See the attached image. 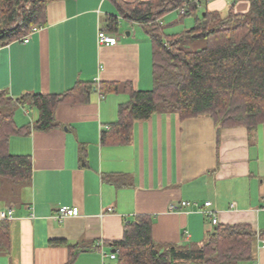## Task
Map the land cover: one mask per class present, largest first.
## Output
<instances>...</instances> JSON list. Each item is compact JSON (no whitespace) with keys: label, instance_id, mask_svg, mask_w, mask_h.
<instances>
[{"label":"crops","instance_id":"0c3cea01","mask_svg":"<svg viewBox=\"0 0 264 264\" xmlns=\"http://www.w3.org/2000/svg\"><path fill=\"white\" fill-rule=\"evenodd\" d=\"M207 8L247 13L250 3L211 0ZM110 16L121 27L126 21L111 0L53 2L47 25L29 43L0 48V92L13 98L63 94L79 81L119 86L105 97L95 89L85 104L60 105L57 120L64 128L12 137V154L32 156L33 180L17 203L0 210L3 219L14 209L11 249L0 252V264H66L69 250L50 245L52 240L86 248L74 264H104L102 250L114 253L112 243L123 238L125 224L137 215L154 218L153 238L159 244L202 245L214 230L202 212L206 202L218 225H250L264 233V124L252 136L244 127L226 128L219 135L207 116L182 120L161 113L137 122L128 144L102 143V133L129 100L124 85L143 91L153 87L152 43L144 27L127 21L125 37L121 30L116 34L118 44H98L99 30ZM37 118L30 108L15 113L19 127ZM182 201L201 209L170 210ZM64 206L79 207V216L59 221ZM263 243L258 240L253 263L241 264H264Z\"/></svg>","mask_w":264,"mask_h":264},{"label":"trees","instance_id":"16d2710c","mask_svg":"<svg viewBox=\"0 0 264 264\" xmlns=\"http://www.w3.org/2000/svg\"><path fill=\"white\" fill-rule=\"evenodd\" d=\"M57 1L62 0H0V48L23 42L35 28H44L48 6ZM210 1L111 0L122 19L146 29L152 43L153 87L143 91L124 85L129 100L119 106L117 121L102 133V143L128 144L137 122L161 113L177 114L182 120L207 116L214 121L219 135L226 128L244 127L252 136L264 124V0H247V13H235L230 8L223 15L207 8L205 16L198 19L201 5ZM181 10H185L181 14L184 17L196 16V25L181 34L166 35L159 21ZM120 27L119 19L110 16L101 30L116 35ZM95 89L105 97L117 93L119 86L103 83L96 87L92 82L79 81L63 94L13 98L0 92L1 190L21 191L33 180L32 156L12 154V137L64 128L57 120L58 107L85 104ZM19 108L35 110L37 120L19 127L15 121ZM80 164L86 166L84 147L80 149ZM13 201L15 204L18 200ZM206 218L211 225V219ZM153 227L150 215H137L125 224L123 238L112 243L117 264L253 263L257 242L264 239V233H257L250 225H216L202 245H162L154 240ZM11 242L10 220L0 219V252L9 253ZM50 245L69 250L66 264H74L86 249L66 240H52Z\"/></svg>","mask_w":264,"mask_h":264},{"label":"built area","instance_id":"2783aa9c","mask_svg":"<svg viewBox=\"0 0 264 264\" xmlns=\"http://www.w3.org/2000/svg\"><path fill=\"white\" fill-rule=\"evenodd\" d=\"M180 13L182 15L185 14V10H181ZM159 24H162V21H159ZM40 29L39 28H35L33 30V32L28 35L22 43L26 44V43H29L30 42V37L37 33ZM122 37H125V35H122ZM120 41V37L118 35H109L107 33H105L103 30H99V33H98V44L99 45H105V46H113V45H116L118 44ZM211 202H206L205 205H204V209H202V212L207 216L209 217V219H211V226H216L218 225V221L215 217V214L213 211H211L210 208L211 207ZM180 207H183V208H188V207H194L196 209H201L199 208V205L197 203H190V202H186V201H182L180 204H172L170 205V210L171 211H177V209ZM80 214V209L79 207H67V206H64V207H61L56 218L59 220V221H62L63 219L65 218H68V217H77L79 216ZM13 215H14V209H10L9 211H7V215L4 217V218H7L9 220H11L13 218ZM100 246L103 248V243L100 244ZM262 248H264V243L262 245ZM102 259L104 261V264H107L106 263V260L109 259L112 263L111 264H117V255L115 253H110V254H106L103 250H102Z\"/></svg>","mask_w":264,"mask_h":264},{"label":"rangeland","instance_id":"374dc122","mask_svg":"<svg viewBox=\"0 0 264 264\" xmlns=\"http://www.w3.org/2000/svg\"><path fill=\"white\" fill-rule=\"evenodd\" d=\"M228 2H231V0H228ZM207 9L206 3H203L200 7V10L197 14V18L201 19L203 16V13ZM223 15H226L228 13V9L226 11L221 12ZM196 16H189L184 17L181 15L180 12H172L162 18L163 27L165 30L166 35H175V34H181L185 31L190 30L196 25ZM136 28L142 30V26H136ZM129 29V23L127 21L123 22V25L121 27V35H123L125 32H127ZM202 44V43H201ZM202 47V46H200ZM1 195H0V210L3 207H9L11 206V202H14L13 200L16 199L19 200L21 197L22 192L19 191V189L14 191H8V189H0ZM18 202V201H17Z\"/></svg>","mask_w":264,"mask_h":264},{"label":"water","instance_id":"95a60500","mask_svg":"<svg viewBox=\"0 0 264 264\" xmlns=\"http://www.w3.org/2000/svg\"><path fill=\"white\" fill-rule=\"evenodd\" d=\"M203 16H205V13L203 14ZM67 130V129H66Z\"/></svg>","mask_w":264,"mask_h":264}]
</instances>
